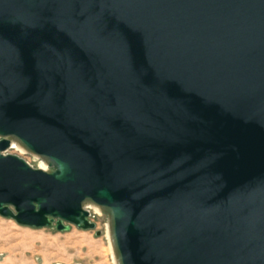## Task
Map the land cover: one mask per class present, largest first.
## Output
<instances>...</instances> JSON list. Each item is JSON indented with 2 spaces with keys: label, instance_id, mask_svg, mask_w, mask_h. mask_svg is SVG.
I'll list each match as a JSON object with an SVG mask.
<instances>
[{
  "label": "water",
  "instance_id": "water-1",
  "mask_svg": "<svg viewBox=\"0 0 264 264\" xmlns=\"http://www.w3.org/2000/svg\"><path fill=\"white\" fill-rule=\"evenodd\" d=\"M89 206L114 264H264V0H0V217Z\"/></svg>",
  "mask_w": 264,
  "mask_h": 264
},
{
  "label": "rangeland",
  "instance_id": "rangeland-1",
  "mask_svg": "<svg viewBox=\"0 0 264 264\" xmlns=\"http://www.w3.org/2000/svg\"><path fill=\"white\" fill-rule=\"evenodd\" d=\"M10 154L33 167L46 169L38 158L13 147ZM93 231L71 226L67 232L54 227L33 229L0 217V264H114L107 239V216L91 211ZM100 235L96 236L95 232Z\"/></svg>",
  "mask_w": 264,
  "mask_h": 264
},
{
  "label": "bare ground",
  "instance_id": "bare-ground-1",
  "mask_svg": "<svg viewBox=\"0 0 264 264\" xmlns=\"http://www.w3.org/2000/svg\"><path fill=\"white\" fill-rule=\"evenodd\" d=\"M12 145H13L14 147H16L17 149L23 151L20 147L14 145V144H12ZM89 207L92 208L96 213H99V212H100L99 209H97V208H95V207H92V206H89ZM106 234H107V232H106ZM107 239H108V235H107ZM108 243H109V240H108ZM109 247H110V243H109ZM110 251H111V247H110ZM111 255H112V253H111ZM112 259H113V261H114V257H113V255H112Z\"/></svg>",
  "mask_w": 264,
  "mask_h": 264
}]
</instances>
